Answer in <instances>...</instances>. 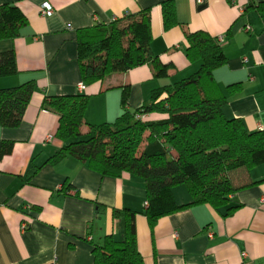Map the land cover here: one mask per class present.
I'll return each instance as SVG.
<instances>
[{
	"label": "crops",
	"instance_id": "0c3cea01",
	"mask_svg": "<svg viewBox=\"0 0 264 264\" xmlns=\"http://www.w3.org/2000/svg\"><path fill=\"white\" fill-rule=\"evenodd\" d=\"M161 1L0 0L26 18L17 37L0 40V51L14 50L18 69L0 77V88L29 79L35 84L20 124L0 126V140L13 142L12 151L0 158V264H91L94 244L106 235L121 237L123 221L112 217L113 208L134 212L137 248L145 264H264V163L249 172L255 183L231 196L229 206L238 204L231 213L226 206L195 204L150 227L143 214L141 177L101 176L72 156L45 162L62 144L53 136L56 114L42 108L45 96L82 92L88 96L86 124L113 122L123 109V86L128 87L126 109L133 111L153 89L195 69L185 56L184 33L196 30L216 38L226 57L213 71L227 99L223 114L240 119L249 131L264 129V0H173L178 24L167 30ZM43 2L53 8L46 17L39 13ZM145 8L150 12V50L168 65L166 76L155 77L143 64L78 91L77 30ZM65 180L71 189H61ZM173 196L180 204L189 201L180 186L173 188ZM94 201L107 208L98 217Z\"/></svg>",
	"mask_w": 264,
	"mask_h": 264
},
{
	"label": "trees",
	"instance_id": "16d2710c",
	"mask_svg": "<svg viewBox=\"0 0 264 264\" xmlns=\"http://www.w3.org/2000/svg\"><path fill=\"white\" fill-rule=\"evenodd\" d=\"M160 4L167 30L178 24L173 0ZM25 24L15 5H0V40L14 39ZM184 36L185 56L195 69L153 89L149 99L133 111L126 109L128 87L123 86V109L113 122L86 124L88 96L82 92L45 96L42 101L43 109L56 114L53 136L62 143L45 162L54 164L72 156L101 176L141 177L146 191L143 214L150 227L158 218L195 204L226 206L227 214L231 213L238 207L229 206L231 196L254 184L249 172L264 163V129L249 131L240 119L227 118L222 112L227 99L213 71L226 57L218 40L204 30ZM150 40L149 8L107 24L79 28L76 58L82 82L86 86L143 64L152 68L155 77L166 76L168 65L152 54ZM17 73L14 50L0 51V77ZM34 88L33 79L0 88V126L20 124ZM84 124L85 133L81 131ZM12 148V141L0 140V158ZM181 185L189 201L180 204L173 188ZM71 188L68 180L61 187ZM106 209L94 201L96 217ZM111 212L114 219L123 221L121 237L106 235L94 244L91 264H145L137 248L134 212L124 208Z\"/></svg>",
	"mask_w": 264,
	"mask_h": 264
},
{
	"label": "built area",
	"instance_id": "2783aa9c",
	"mask_svg": "<svg viewBox=\"0 0 264 264\" xmlns=\"http://www.w3.org/2000/svg\"><path fill=\"white\" fill-rule=\"evenodd\" d=\"M200 1V0H199ZM228 2H230V3H236L237 1L236 0H227ZM239 10H242V8H240ZM39 13H40V15H42V16H49V15H51L52 13H53V8H52V6L50 5V3H48V2H43L42 4H41V6H40V10H39ZM125 16V15H124ZM69 27V26H68ZM244 29L245 30H248L249 29V26L248 25H246L245 27H244ZM85 88V84L83 83V82H80L78 85H77V90L78 91H82L83 89ZM48 138H51V136L50 137H48ZM26 226H27V224H26V222L25 221H23L22 223H21V225H20V228L22 229V230H24L25 228H26ZM210 236H211V234H209ZM88 239H90L89 237H88Z\"/></svg>",
	"mask_w": 264,
	"mask_h": 264
},
{
	"label": "rangeland",
	"instance_id": "374dc122",
	"mask_svg": "<svg viewBox=\"0 0 264 264\" xmlns=\"http://www.w3.org/2000/svg\"><path fill=\"white\" fill-rule=\"evenodd\" d=\"M180 187L184 188L182 185H181ZM118 238H119V237H118Z\"/></svg>",
	"mask_w": 264,
	"mask_h": 264
}]
</instances>
